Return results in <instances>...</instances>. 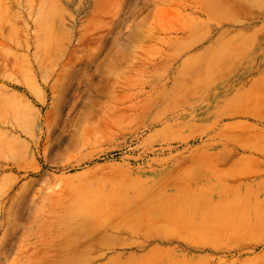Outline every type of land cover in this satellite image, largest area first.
I'll return each mask as SVG.
<instances>
[{
  "label": "rangeland",
  "instance_id": "374dc122",
  "mask_svg": "<svg viewBox=\"0 0 264 264\" xmlns=\"http://www.w3.org/2000/svg\"><path fill=\"white\" fill-rule=\"evenodd\" d=\"M0 264H264V0H0Z\"/></svg>",
  "mask_w": 264,
  "mask_h": 264
},
{
  "label": "bare ground",
  "instance_id": "6f19581e",
  "mask_svg": "<svg viewBox=\"0 0 264 264\" xmlns=\"http://www.w3.org/2000/svg\"><path fill=\"white\" fill-rule=\"evenodd\" d=\"M156 239H158V242H168V243H171L172 241V238L171 237H169V236H166V235H164V236H160V235H158V236H156Z\"/></svg>",
  "mask_w": 264,
  "mask_h": 264
}]
</instances>
